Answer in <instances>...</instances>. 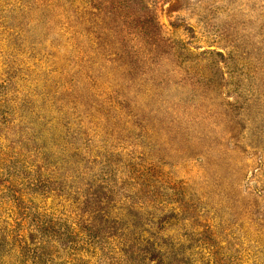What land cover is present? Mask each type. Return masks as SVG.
<instances>
[{
	"label": "rangeland",
	"instance_id": "rangeland-1",
	"mask_svg": "<svg viewBox=\"0 0 264 264\" xmlns=\"http://www.w3.org/2000/svg\"><path fill=\"white\" fill-rule=\"evenodd\" d=\"M0 264H264V0H0Z\"/></svg>",
	"mask_w": 264,
	"mask_h": 264
}]
</instances>
